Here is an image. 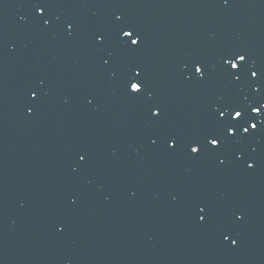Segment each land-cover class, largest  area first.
I'll list each match as a JSON object with an SVG mask.
<instances>
[{"label": "water", "instance_id": "1", "mask_svg": "<svg viewBox=\"0 0 264 264\" xmlns=\"http://www.w3.org/2000/svg\"><path fill=\"white\" fill-rule=\"evenodd\" d=\"M47 2L51 26L45 28L34 0H0V264H264V125L229 145L223 166L214 155L193 158L186 148L169 151L164 144L168 133L184 142L201 138L214 126L212 107L249 104L250 95L230 91L227 100L228 86L219 87L233 83L220 54L247 52L249 67L264 71V48L255 46L264 38L256 34L264 2L257 11L256 1L247 0L236 12L227 7L243 0ZM176 5L185 15L173 19ZM239 11L254 24L238 18ZM117 14L120 26L142 34L138 51L117 39ZM97 32L105 33L102 47ZM204 35L214 40L198 42ZM204 47L213 49L211 60ZM194 61L206 66L205 80L186 78V62ZM133 63L142 66L152 100L127 94L123 74ZM238 86L262 96L250 102H264V79L245 73ZM32 90L39 101L30 100ZM216 91L219 98L211 99ZM153 103L163 108L160 121L148 118ZM157 136L153 146L150 137ZM243 146L250 149L242 152ZM237 152L255 159L252 170L235 161ZM101 164L106 171L96 167ZM119 181L131 187L120 192ZM197 204L207 205V222L198 221ZM225 233L238 244L221 239Z\"/></svg>", "mask_w": 264, "mask_h": 264}, {"label": "snow or ice", "instance_id": "2", "mask_svg": "<svg viewBox=\"0 0 264 264\" xmlns=\"http://www.w3.org/2000/svg\"><path fill=\"white\" fill-rule=\"evenodd\" d=\"M227 2V0H225ZM32 7L35 11L36 17L45 28L51 26V19L48 10L51 5L47 0H34ZM122 14L115 15L117 22L116 37L120 41L122 47L129 51H138L143 45L142 34L133 26L121 25ZM69 29L75 30V25L71 22L68 24ZM95 43L98 46H103L106 42L105 33L97 32L94 37ZM247 52L242 51H224L220 54L221 69L225 72L227 77L238 84L244 77L245 73L250 75L259 82L264 79V74L259 70H253L249 67L247 61ZM105 66L112 62V54L109 53L107 58H102ZM234 70V71H233ZM125 90L128 95L137 100H152L153 93L149 90L144 75L143 68L140 64H129L124 71ZM189 80L203 81L207 78L206 66L201 61H194L191 69L186 77ZM253 91L260 93L261 87L259 84H253ZM29 98L32 101H39L40 94L38 90H32L29 93ZM90 102V101H89ZM32 109H29L31 111ZM148 118L154 121H160L164 117V111L160 104L153 103L147 108ZM214 126L207 129L201 138L193 139L188 142L175 135L168 133L164 140V144L169 151H176L178 149L186 148L188 155L193 158H199L202 153L214 155L218 163L223 166L225 164L224 157L229 145L237 144L243 141L246 137L252 136L254 133L260 131V125H264V102H257L256 104L241 105L238 103L222 104L215 107L213 112ZM245 124L247 126H245ZM160 137H150V142L153 146L157 145ZM235 161H243L248 170H252L255 166V159L251 156L245 160L241 153H234ZM81 163L86 161V155H80ZM196 216L199 222H207L209 218V209L207 205L197 204ZM237 221L243 220L242 213H235ZM223 240L230 242L232 245H237L238 240L231 238L229 233L223 234Z\"/></svg>", "mask_w": 264, "mask_h": 264}]
</instances>
